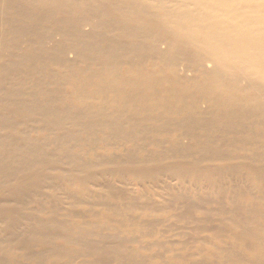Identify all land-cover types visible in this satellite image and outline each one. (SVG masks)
I'll return each instance as SVG.
<instances>
[{
	"label": "bare ground",
	"instance_id": "bare-ground-1",
	"mask_svg": "<svg viewBox=\"0 0 264 264\" xmlns=\"http://www.w3.org/2000/svg\"><path fill=\"white\" fill-rule=\"evenodd\" d=\"M0 264H264V0H0Z\"/></svg>",
	"mask_w": 264,
	"mask_h": 264
}]
</instances>
